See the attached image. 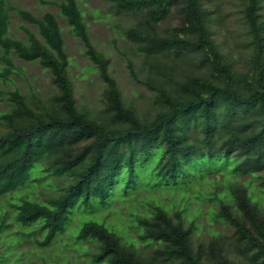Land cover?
<instances>
[{
  "label": "trees",
  "instance_id": "trees-1",
  "mask_svg": "<svg viewBox=\"0 0 264 264\" xmlns=\"http://www.w3.org/2000/svg\"><path fill=\"white\" fill-rule=\"evenodd\" d=\"M49 1L102 80V103L96 111L78 103L56 13L36 15L0 0V101L6 104L0 110V198L6 203L0 202V264L22 259L17 238L5 244L1 230L12 223L33 226L13 231L23 237L41 233L33 241L45 247L67 229L74 212L80 214L74 241L96 246L88 264H204L202 244L193 250L195 219L183 221L185 203L168 208L158 197L140 198L138 208L128 210L137 240H127L102 218L82 217L94 205L102 209L116 198L134 199L141 184L189 199L193 179L209 180L206 173L213 170H224V177L216 178L214 189L195 188V196L210 202L211 220L230 223L264 260V0H231L244 27L240 61L214 36L226 31L223 0H107L113 15L125 18L117 23L128 48L118 50L125 67L136 82L157 92L154 102L160 106L148 115L120 94L111 55L91 40L79 0ZM173 5L181 12L179 24L158 28ZM11 11L34 29L22 25V38L12 34ZM196 51L202 53L199 62ZM137 55L143 78L133 62ZM14 57L47 72L53 89L48 98L18 87L11 77L20 69ZM204 63L206 72L200 70ZM171 75L178 78L175 87L168 82ZM240 175L249 176L240 181ZM219 236L208 242L214 252L204 255L213 264L229 259L220 251L225 246ZM139 242L152 247L144 254Z\"/></svg>",
  "mask_w": 264,
  "mask_h": 264
},
{
  "label": "rangeland",
  "instance_id": "rangeland-1",
  "mask_svg": "<svg viewBox=\"0 0 264 264\" xmlns=\"http://www.w3.org/2000/svg\"><path fill=\"white\" fill-rule=\"evenodd\" d=\"M12 5H18L27 8L36 15H40L42 11L50 10L56 13L57 19L61 26L62 32L65 38L66 49L68 55L72 61L70 70L74 79V90L75 94L78 96V103L82 105H88L92 107L95 111L99 110L101 107V90L103 87V82L98 76L97 72L91 68L89 60L83 53V44L81 40L73 36L68 32V26L64 21L63 17L58 11V7L55 3L49 0H10ZM82 11L87 17L88 31L91 40L96 44V46L103 48L105 51L109 52L111 55V62L109 64L110 70L113 76L118 81L120 94L126 100L127 104H131L140 114H151L157 107L159 108L160 103L154 102V94L157 92L155 90L149 89L145 84L136 82L128 72L127 67L124 65V57L118 50L126 51L125 39L123 35L119 33V27L117 23L125 18H119L112 13V8L109 6L107 0H79ZM224 10L228 13L226 19V29L225 34L222 35L221 32L214 34L218 42L221 43V48L227 50L229 47L232 52H234V59L240 61V55L237 53H242V30L243 25L238 19V12L235 10V6L231 3V0H223ZM181 12L178 6L173 5L166 15V17L159 22L158 28L164 29L166 27L179 24L181 17ZM22 25H28L30 28L34 29V26L27 24L22 21L14 11H11V18L9 23V31L18 38L23 37ZM116 38V42H114ZM117 46V49H116ZM227 48V49H226ZM196 54L195 60L199 62L202 58V53L200 51L194 52ZM160 56V55H159ZM159 56H157L159 58ZM152 58L158 59V58ZM160 59V58H159ZM155 61V60H154ZM243 61V60H242ZM14 62L20 67L17 73L12 74V78L18 87L28 96L31 94L38 95L39 98L45 99L53 92L52 85L49 82L48 74L43 70L37 63L28 62L22 59L14 57ZM133 62L138 68V76H145V71L138 67L139 56L133 57ZM203 68H200L202 72L207 71L208 63H204ZM160 68V67H159ZM177 77L169 76L168 82L172 86H176L179 82ZM178 81V82H177ZM173 95V93L171 92ZM222 107V106H220ZM6 108V104L0 101V110ZM105 115L102 116L104 118ZM37 170V169H36ZM224 170H213L206 173V177L209 180L204 179H193V184L186 190L191 196L189 199L182 197L181 200L178 196V191L171 189L149 188L146 185L141 184L134 192V199H115L109 205L104 208H100L94 205L88 210L86 216L82 219H97L102 218L103 222L110 227L115 228L119 233L124 234L126 239L137 240V229H132L130 227L132 221L129 217L128 210L132 208H138L141 204L140 198L150 195L153 198L160 200L162 204L171 208H179L183 203L186 204V208L183 211L184 218L183 221L187 225L190 220L195 219L193 232L191 233V239L193 242V250H196L199 243L202 245L203 251L200 252L202 256V261L204 264H213L209 262L208 255L205 252L209 251L212 254V249H210V244L208 243L214 235H220L224 242L225 249L220 250L223 254L225 253L229 259L223 264H264L262 256H254V250L252 247L248 246L246 242L238 238V235L234 231L233 227L228 222H223L220 219L211 220L210 213L207 209L210 202L204 201L200 197H196V189L205 187L208 190L214 189L216 186V178L222 179L224 177ZM264 172V167L262 168ZM249 175H240L239 180H245ZM47 178L52 179L53 177L47 176ZM257 181V179H254ZM204 185V186H203ZM40 185H37L35 190L38 189ZM223 184L220 186L222 187ZM49 191L50 189L47 188ZM35 195L40 199L43 198L42 193L36 192ZM207 196V195H206ZM4 201V198H0V202ZM260 205L264 208V197L260 199ZM4 206L6 203L4 201ZM199 209H201L199 211ZM197 213L199 215L197 216ZM264 216V214H263ZM248 221L246 220V223ZM80 223V214L74 212L73 220L67 226V229L58 234L55 239L48 246H39L34 243L33 237L42 238L41 233L30 237H23L21 235L15 234L14 229H21L27 232L29 227H20L15 223H12L9 227L4 228L2 231L4 243L6 244L10 237H15L18 240L17 249L21 251L22 259L21 264H88V260L91 257V252L96 249L95 243L88 240L84 241H74L73 230L76 229ZM1 243V240H0ZM152 244L146 245L143 242L137 244V248L143 249L144 254L150 250ZM3 249V247H0ZM229 252V255L227 253ZM219 253V251H218ZM216 264V263H215Z\"/></svg>",
  "mask_w": 264,
  "mask_h": 264
}]
</instances>
